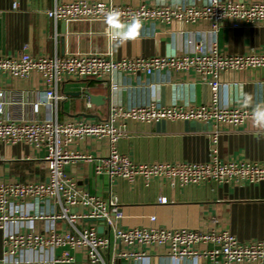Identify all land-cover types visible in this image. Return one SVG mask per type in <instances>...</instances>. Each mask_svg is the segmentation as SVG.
Instances as JSON below:
<instances>
[{
    "label": "crops",
    "instance_id": "0c3cea01",
    "mask_svg": "<svg viewBox=\"0 0 264 264\" xmlns=\"http://www.w3.org/2000/svg\"><path fill=\"white\" fill-rule=\"evenodd\" d=\"M62 1V0H58ZM114 3H183L202 4L207 0H104ZM264 1V0H236ZM16 2L15 6L12 3ZM54 0H0V53L17 55L27 49L32 54L65 55L72 51L94 50L110 53L113 59L136 55H174L194 53L197 46L208 49L215 45L225 54L264 53V22L241 26L222 24L214 29L208 22H184L180 20L142 21L140 35L117 47L105 33L103 21H54L46 14ZM127 22V21H125ZM27 45L26 48L24 46ZM219 101L223 104L241 106V92L251 93L254 102L264 103V68H244L224 71L219 75ZM44 88L42 79L32 74L28 78L0 75V90L6 100L19 92L25 101H32ZM63 97L58 102L59 119L69 116H88L97 119L108 117L112 104L137 105L155 102L160 105L204 104L212 97L209 83L193 70H159L151 74L136 75L122 71L114 72L111 80L100 81L92 77L62 80L57 87ZM99 95L96 102L88 94ZM30 115L27 103L8 104L9 115L20 111ZM215 137V138H214ZM71 149L92 156L107 153L105 141L86 137L72 144ZM117 149L134 162H207L220 161L264 162V133L252 122L238 127L216 126L211 121H168L151 123L129 121L127 132L118 139ZM44 150H36L23 141H0L1 181H46ZM65 171L89 192L106 201L115 200L122 211L120 225L142 227L156 224L171 228L196 230L226 229L240 241H264V181L222 183L209 180L204 183L173 184L169 180L152 178L149 182L137 177L130 182L122 178H109L96 174L93 165L78 160L65 166ZM167 201L159 203L157 198ZM29 209L42 207L43 203L21 202ZM44 206V205H43ZM47 208V206H44ZM155 216V221L149 220ZM98 232L109 238V246L103 256L108 264H223L210 258L197 259L190 256L171 257L165 247L133 245L126 247L112 233L101 226L100 221L90 220ZM47 220H18L0 226V264L4 237L13 230L28 227L42 229ZM63 228V224L57 222ZM210 245H208L209 247ZM207 247L201 246L200 248ZM61 248L22 252L26 259H50L59 255ZM122 250L142 251L141 256H123ZM72 263L87 264L81 251H73ZM241 264H258L244 262Z\"/></svg>",
    "mask_w": 264,
    "mask_h": 264
},
{
    "label": "built area",
    "instance_id": "2783aa9c",
    "mask_svg": "<svg viewBox=\"0 0 264 264\" xmlns=\"http://www.w3.org/2000/svg\"><path fill=\"white\" fill-rule=\"evenodd\" d=\"M16 2L12 3L15 6ZM110 9L121 11L122 20L132 16L141 21L180 20L184 22H208L216 29L222 24L241 26L264 22V1L207 0L202 4L183 3H114L104 0H54L46 14L54 21H103V14ZM27 45L24 46L26 48ZM264 68V53L225 54L215 45L208 49L197 46L194 53L174 55H136L113 59L110 53L94 50L72 51L65 55L37 54L27 49L17 55L0 53V75L13 78L39 76L44 88L32 101H25L16 92L10 100L0 90V141L30 144L36 150H44L46 181H1L0 226L18 220H47L42 229L28 227L10 231L3 240L2 261L13 264L72 263L71 252L81 251L87 264H108L103 251L109 246V238L102 236L90 220H98L101 226L126 247L149 245L165 247L171 257L190 256L210 258L223 264L244 262L264 264V241H240L226 229L196 230L171 228L156 224L123 228L120 225L122 211L115 200L106 201L80 186L65 171L70 162L83 160L93 165L96 174L109 178L134 181L141 177L145 183L152 178L169 180L172 184L264 181V162L220 161L207 162H134L117 149V141L127 132L129 121L151 123L168 121H211L216 126L238 127L252 122L251 109L223 104L219 101V75L224 71L244 68ZM193 70L207 81L212 89L211 99L204 104L160 105L155 102L137 105L112 104L108 117L97 119L88 116H69L59 119L58 84L64 79L78 80L92 77L100 81L111 80L114 72L129 74L155 71ZM27 103L30 115L21 110L14 115L6 111L8 104ZM253 123V122H252ZM86 137L105 141L107 153L92 156L71 149L72 144ZM215 138V137H214ZM31 201L35 206L25 208L21 202ZM167 201L165 196L157 198ZM47 208H44V206ZM151 222L155 216H150ZM63 224V228L57 225ZM207 246L200 248L201 246ZM208 245H210L208 247ZM61 248L59 255L50 259H26L21 254L27 249L44 250ZM123 256H141L142 251L122 250Z\"/></svg>",
    "mask_w": 264,
    "mask_h": 264
},
{
    "label": "clouds",
    "instance_id": "9594fccd",
    "mask_svg": "<svg viewBox=\"0 0 264 264\" xmlns=\"http://www.w3.org/2000/svg\"><path fill=\"white\" fill-rule=\"evenodd\" d=\"M122 15L118 9H110L103 14L104 24L106 25L105 33L108 35L110 42L117 47L129 40L138 38L142 28L140 17L132 16L129 21L125 22L122 20ZM239 103L243 108L251 109L253 126L260 133H264V103L254 102L253 95L243 91Z\"/></svg>",
    "mask_w": 264,
    "mask_h": 264
},
{
    "label": "water",
    "instance_id": "95a60500",
    "mask_svg": "<svg viewBox=\"0 0 264 264\" xmlns=\"http://www.w3.org/2000/svg\"><path fill=\"white\" fill-rule=\"evenodd\" d=\"M86 93L88 94L90 100L93 102H96L97 99L100 97L99 95H93V94L89 93L88 91H86Z\"/></svg>",
    "mask_w": 264,
    "mask_h": 264
}]
</instances>
